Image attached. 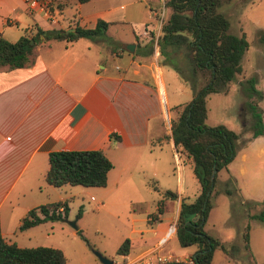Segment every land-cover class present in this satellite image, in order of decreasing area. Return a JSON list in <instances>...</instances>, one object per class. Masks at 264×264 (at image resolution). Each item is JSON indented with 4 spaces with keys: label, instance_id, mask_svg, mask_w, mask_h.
<instances>
[{
    "label": "crops",
    "instance_id": "1",
    "mask_svg": "<svg viewBox=\"0 0 264 264\" xmlns=\"http://www.w3.org/2000/svg\"><path fill=\"white\" fill-rule=\"evenodd\" d=\"M238 1L237 8L224 13L230 18L231 32L245 33L248 47L241 58L242 71L226 92L255 74V86L263 93L259 104L264 121V42L257 39L258 30H264V0ZM98 2L39 0L29 7L27 0H0V33L10 41L18 39L25 29H68L75 24L91 27L99 18L109 22L106 32L117 24L131 31L128 37L114 39L115 46L110 48V55L123 60V66L112 68L103 63V57L92 47L100 38L82 46L78 40L84 37L41 40L33 47L30 64L13 68L0 65V230L6 240L24 246L38 225L18 229L26 212L41 203L63 200L52 199L55 186L44 178L52 150H104L113 165L102 186L107 190L98 198L97 204L102 205L109 193L136 180V175L144 182L154 177L164 189L169 188L168 183L162 184V178L172 172L173 158L178 197L168 200L171 216L164 217L163 207V212L148 222V209L135 211L128 226L130 251L118 253L122 264H128L153 247L166 252L163 244L176 237L181 197L192 201L200 191L190 158L176 148L171 135V119L177 116L180 106L191 100L193 91L182 79L183 90L189 87L192 91L190 98L170 102L165 72L159 63L162 55L156 44L161 8L150 3L146 8H136L137 0L110 8ZM68 5L76 8L67 24H61L60 17ZM146 25L148 32L144 34ZM111 132L119 138L112 140ZM226 168L228 171L219 180L222 186L230 170L246 197L264 198V134L240 147ZM188 246L192 249L173 254L193 264L190 257L196 246ZM119 263L112 260V264Z\"/></svg>",
    "mask_w": 264,
    "mask_h": 264
},
{
    "label": "trees",
    "instance_id": "2",
    "mask_svg": "<svg viewBox=\"0 0 264 264\" xmlns=\"http://www.w3.org/2000/svg\"><path fill=\"white\" fill-rule=\"evenodd\" d=\"M77 1L81 3L88 0ZM227 1L230 0H165L168 14L161 22L156 39L163 59L176 69L193 90L191 100L180 106L177 116L171 119L174 145L190 158L194 175L200 184V191L192 201L181 197L175 222V235L179 244L196 246V250L191 254L193 264H210L216 246H220L229 254L235 247L234 244L226 247L220 239L204 229L212 207L211 196L219 191L228 194L233 192L230 188V181H234L232 176H228L223 189L216 188L217 172L226 168L237 150L252 137L264 134L263 113L259 105L263 93L255 86L257 80L255 74L239 82L245 95L240 111L242 116L240 132L224 124L208 125L205 122L207 94L228 90L235 75L242 71L241 58L248 47L245 33L238 35L231 32L227 15L219 10ZM108 25V21L99 18L94 26L84 27L75 24L73 30L36 27L35 31L25 29L14 41L8 40L0 33V65L10 68L28 65L32 61L33 47L39 41L49 39L72 41L79 37L96 39L105 35ZM30 39L33 40L32 44ZM257 39L264 42V30H258ZM244 107L251 115L249 122ZM246 131H250V134L243 136ZM110 137L117 140L119 134L111 132ZM112 165L101 148L52 150L48 153V168L44 178L47 183L54 186L67 183L103 186ZM213 167L216 168V172L211 178ZM153 187L158 188L155 183ZM161 193L163 198L178 197L177 191L168 188L163 189ZM67 207L65 200L34 206L22 217L18 229L23 230L48 220L62 219L66 215ZM162 212L163 205L159 201L157 210L148 214V222L156 219ZM251 216L257 217L254 214ZM249 231L248 222L242 232L244 247L248 250ZM81 235L85 238L83 234ZM130 247L131 240L126 237L116 252L127 254ZM0 264H68V259L59 247L20 246L15 241L6 240L0 230ZM157 264L186 263L172 260Z\"/></svg>",
    "mask_w": 264,
    "mask_h": 264
},
{
    "label": "rangeland",
    "instance_id": "3",
    "mask_svg": "<svg viewBox=\"0 0 264 264\" xmlns=\"http://www.w3.org/2000/svg\"><path fill=\"white\" fill-rule=\"evenodd\" d=\"M164 1L137 0L136 8H146L149 3L154 7L161 8L157 16V21L161 26L162 20L168 14ZM235 1L239 2L238 0H230L223 3L219 10L224 12L237 8ZM126 2L127 0H99L98 5L110 8L119 6L121 3L127 4ZM87 4H90V2ZM73 8L76 7L74 5L65 7L64 16L60 17L61 24H67L68 18L74 11ZM130 34L131 31L127 26L117 24L110 27L105 35H101L100 42L93 43L92 47L103 57V63L106 65H110L112 68L116 65L123 66V60L110 55V48L115 46L114 39L125 38ZM88 42H92V38L84 37L78 40V44L82 46ZM159 63L165 72L170 102L173 100L183 102L186 99L188 101L193 90L191 91L189 87H186V91L183 90L182 78L176 69L163 59V56L159 57ZM237 77L236 74L232 80L233 83ZM244 100L245 95L239 84L237 88L235 86L230 87L226 93H210L207 96L208 114L205 119L206 124H224L228 128L240 132L242 130L240 111ZM245 114L249 122L251 115L246 109ZM249 134L250 131H246L243 136ZM175 167L176 164L172 158V172L168 174L169 176L164 175L165 177L162 178L164 182L162 184L166 185L168 183L169 186L167 187L171 190H175L177 183ZM187 168H189V165H187ZM225 170L227 168H222L217 172V189H223L225 185L222 186L219 183ZM132 175L135 177L136 174ZM138 176L136 175V180H132L131 183L109 193L107 200L104 202L105 205L97 204V202L101 192L107 190L106 187L69 183L61 187H53L52 199L67 201L66 215L62 219L48 220L35 226V235L24 246L47 245L59 247L65 253L68 264H105L95 251L100 252L114 262L117 261L122 264V257L116 250L123 239L130 235L128 234V226L133 222L132 218L136 214L135 211L139 209H148L150 212L155 211L157 204L161 201L164 207V217H170L172 212L168 201L171 198L162 197L161 191L165 186L162 187L158 181L154 180L156 179L154 177H149L144 182L137 180ZM227 176H230V170ZM153 183L158 185L157 189L153 187ZM230 188L233 189L230 194L219 191L211 196L212 207L208 213L204 229L220 239L226 247L232 244L235 247L229 254L220 246H216L210 264H264V200L263 198L246 197L244 190L241 189L235 179L232 182L230 181ZM251 214L257 215V217H253ZM248 222L251 226L250 251L244 247L242 238L243 228ZM141 223H143V220H141ZM176 238L171 237L163 244L164 251L178 255L192 249L191 246H181Z\"/></svg>",
    "mask_w": 264,
    "mask_h": 264
},
{
    "label": "built area",
    "instance_id": "4",
    "mask_svg": "<svg viewBox=\"0 0 264 264\" xmlns=\"http://www.w3.org/2000/svg\"><path fill=\"white\" fill-rule=\"evenodd\" d=\"M28 6L32 7L34 4H37L39 0H27ZM161 22V21H160ZM148 25L143 29V33L146 34L148 32ZM62 207H60L61 209ZM191 259V257H190ZM179 261V257L170 253V252H160L158 247H153L147 251H145L141 256L137 257L136 260L130 262L128 264H157L164 263L167 261Z\"/></svg>",
    "mask_w": 264,
    "mask_h": 264
},
{
    "label": "water",
    "instance_id": "5",
    "mask_svg": "<svg viewBox=\"0 0 264 264\" xmlns=\"http://www.w3.org/2000/svg\"><path fill=\"white\" fill-rule=\"evenodd\" d=\"M73 29H74V27H70V28H68L67 30H73ZM30 43H31V44L33 43V40H32V39H30ZM131 45H132V44H131ZM131 47H132V46H131ZM215 172H216V168L213 167L212 172H211V178L214 177ZM209 193H210V191L207 192V194H209ZM95 253H96L97 256L100 258V260H101L102 262H104L105 264H112V259H109L108 257L102 255V254H101L100 252H98V251H95Z\"/></svg>",
    "mask_w": 264,
    "mask_h": 264
}]
</instances>
